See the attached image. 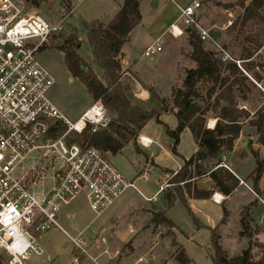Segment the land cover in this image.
I'll list each match as a JSON object with an SVG mask.
<instances>
[{
  "label": "rangeland",
  "instance_id": "374dc122",
  "mask_svg": "<svg viewBox=\"0 0 264 264\" xmlns=\"http://www.w3.org/2000/svg\"><path fill=\"white\" fill-rule=\"evenodd\" d=\"M76 1L77 0H46L42 1L39 6H34L48 20L55 21L65 17V29L63 33L69 34L76 31L81 38L77 45V51L84 59L82 66H85V68L83 70H94L97 76L104 81L103 72L95 63L92 48L87 42V29L90 28L91 22L97 19V21L103 23L110 21L124 0H84L78 7L73 9L77 4ZM176 1L184 4L192 0ZM239 1L240 0H235L231 2L238 3ZM250 1L251 0H246V4ZM146 2L142 1L141 5L143 15L142 21L134 29L132 39L127 44L128 52L131 58L136 60L139 71L134 72L131 70V67L124 69V72L128 73L123 75V83L129 87L132 93L131 98L135 103L146 109L160 107L162 108L159 110L160 113H168L170 109H173L172 88L182 86L187 67L193 64L195 66L196 63L190 57L192 46L190 45L189 48L186 41L185 44L183 43L180 45L170 44L167 46V49L165 48L163 52L156 56H144V49L150 42L148 33L151 31L154 24H157L156 22L160 20V14L170 19L178 13L176 5L169 0H150ZM212 7L214 8V13L212 12L213 18L211 19L212 25L221 24V26H224L223 24L227 23L229 20H232L234 23L244 12V9L240 5L231 9L233 12L232 16H229L228 12L216 3H212ZM85 22L89 24L88 28ZM165 25L166 23L164 22L162 26ZM203 26L205 27V25ZM231 26L225 30L222 28H212L210 30L211 38L205 41V47L215 51L218 55H220L219 47H223L233 58L245 59V57L248 56L253 57V60L245 62L243 66L245 69L252 67L248 71L252 77H254L255 73L263 77L264 21H250L243 26V28L240 27V23H238L236 29H230ZM52 42L53 40H51V44ZM39 58L56 77V83L49 91L50 99L69 118L72 120L78 119L81 113L93 102V98L87 87L67 69L64 53L56 46L50 45V47L44 48L39 54ZM247 63H249L250 66L246 65ZM156 66L158 67L155 68ZM159 67H163L160 73L157 72ZM259 82L264 86L263 79ZM132 83L137 89L143 87L149 88L150 100L148 104H142L136 99ZM138 85L141 87L138 88ZM248 86L250 88V92L247 94L248 98L246 100L240 99V93L237 92L238 101L242 108L254 113L257 108L264 104V91L250 78ZM201 89L203 93H206L205 85H201ZM199 103L205 106V102L199 101ZM243 103H245L246 107H243ZM164 108H167V110H164ZM107 110L109 116L114 119L115 115L108 108ZM213 121L215 122L213 124L215 126L217 119L214 113L210 112L207 119L208 128L213 126L211 124ZM167 122L171 125H175V115H170L167 118ZM172 128H175V126ZM144 132L158 138L161 144L166 148H168L167 143L172 141V138L166 133V126L157 123L155 120H151L147 123ZM138 136L139 133L134 135L140 149ZM73 138H75V136H73ZM257 138L258 136L255 133V129L247 123L243 129L242 139L250 141L249 146L252 147V144L257 142ZM193 142L194 138L191 134L190 136L184 134L182 150L190 152L193 148ZM256 144L258 145V143ZM260 146L263 148L262 145ZM154 147H156V145H153L151 148L142 149L145 153L150 155ZM242 149L243 146L239 143L237 155L244 157V154L240 153ZM105 154L125 177L136 178V176H139L137 173H145L147 171L149 180H145L144 178L132 180L135 182L136 187L128 188L114 206L99 216L96 215V212L90 207L85 192L79 194L67 205L69 209L73 208V210L71 209L70 212H67V221L62 219V211L64 209L62 208L59 221L65 231L73 237H77L80 232H83L82 237L86 238L88 241L87 250L89 256L82 258L79 264H97L93 259L97 254L102 255L101 257L97 256L98 262L105 264V259L110 256V254H113L116 249L123 252L126 251V256H116L112 259L110 264H179L175 260L174 255L171 256V251L174 250L175 254V249L177 248V246L174 245V240L176 238L173 236L172 227L163 222H161V224L156 223V221L153 220L154 212L150 213V211L153 210V204L162 206L165 201L164 194H160L155 202L148 201L144 198V196L152 197L158 188L154 163L149 162L145 154L136 149L133 142L126 143L122 152L115 155V157H112V154L109 152ZM41 155V152H36L34 157L37 159ZM233 161L236 162L239 168L238 170L243 176L251 170L252 165L250 162L239 163L240 158L234 156ZM164 162V164L168 166H175L172 159L168 158ZM49 163L50 161L46 160L40 166L46 168ZM56 165L58 164L56 163ZM52 174L53 170L51 168L46 169L43 173L44 178L37 187V190H48L52 187ZM251 180H253V178ZM251 180H248V182H250V185L254 188V184ZM261 197L262 196L257 195L258 202ZM254 199V195L250 193L245 186L239 187L232 199L227 203L228 209L231 210L232 221L230 224H227V226L225 225L226 227L218 225L219 220L224 215L223 206L212 203L211 207L205 209V211L201 210L198 213L202 221L213 226H219L218 230L221 245L231 256L240 254L249 245L248 238L246 243L243 237L237 234L238 223L235 218H238L240 207L244 204H248ZM262 208V203L254 208L255 218L251 224L253 228L256 226L262 227V231L255 234L252 241V252L256 257H260L264 250V213L262 212ZM172 217L183 229V231L175 229L177 242L186 249L189 257L192 259L191 264H214L212 259V247L210 244L211 230L207 227L198 229L195 226L193 218L181 202L176 204L172 211ZM206 218H208V220ZM67 233L59 230V233L53 238L52 244L59 250L58 255L54 256V260H47V255L41 256L40 258L33 256L30 260L26 261L25 264H72L74 258V245ZM103 238L106 242H103ZM97 242L103 243L101 250L95 248L94 243ZM132 243H134V250H132ZM106 248L108 251L103 253V250ZM140 257L141 261L139 260Z\"/></svg>",
  "mask_w": 264,
  "mask_h": 264
},
{
  "label": "built area",
  "instance_id": "2783aa9c",
  "mask_svg": "<svg viewBox=\"0 0 264 264\" xmlns=\"http://www.w3.org/2000/svg\"><path fill=\"white\" fill-rule=\"evenodd\" d=\"M83 1L77 0L73 9ZM169 1L180 13L165 36L180 38L187 34L188 27L195 26L203 40L211 38L210 30L199 22L202 0L187 5ZM65 21V17L48 20L30 0H0V264H25L33 256L47 255L38 237L53 228L67 233L59 213L79 194L86 193L90 207L99 216L128 188L136 187L100 149L72 140L88 128L95 132L109 127L112 118L104 104L94 101L72 120L49 97L56 77L39 54L53 36L64 31ZM232 24L229 20L222 28ZM163 51V39L159 37L143 54L153 57ZM219 53L251 77L243 64L253 57L233 58L223 47H219ZM252 80L264 91L259 81ZM138 141L147 148L154 144L153 139L143 136ZM36 152L42 153L37 159ZM46 160L49 165L40 166ZM48 168L53 170L52 187L37 190ZM170 186L171 182L163 183L153 197L144 198L155 201ZM212 198L216 203L224 200L218 193ZM82 234H68L75 249L72 264L89 256L88 241Z\"/></svg>",
  "mask_w": 264,
  "mask_h": 264
},
{
  "label": "trees",
  "instance_id": "16d2710c",
  "mask_svg": "<svg viewBox=\"0 0 264 264\" xmlns=\"http://www.w3.org/2000/svg\"><path fill=\"white\" fill-rule=\"evenodd\" d=\"M31 1L33 5L39 6L46 0ZM238 5L244 9V12L234 21L230 29H236L238 23L243 28L250 21H264V0H251L248 4L246 0H240L238 3H225L222 6L234 9ZM141 21L140 1L124 0L119 12L108 23L91 22L90 28L87 29V42L92 48L95 63L103 72L104 81L94 70L82 69L84 59L77 51L81 38L76 31L69 34L61 32L51 38L53 42L51 44L50 40L47 47L51 45L60 49L64 53L67 69L72 75L85 84L94 101L102 102L115 115L108 128L95 132L88 128L72 140L81 146H95L102 152H109L112 155L119 154L129 142H133L136 149L140 151L134 135L138 134L148 121L155 119L157 123L166 126L167 135L174 140L172 151L178 155L177 146L180 143L181 134L185 129H190L198 144V150L184 161L181 169L170 179L173 184L172 189L177 192V197L191 214L196 226L211 230L210 244L214 264H264V250L260 257H256L252 252L253 238L255 234L262 231V227L251 226L257 201L250 203L242 213L240 234L248 238L249 245L240 254L231 256L221 245L218 226L210 227L201 223L184 194V189L191 191L193 178L207 174L211 176L216 189L225 195L232 194L240 184V179L227 168L220 166L222 156L225 152L234 150L236 141L247 123L255 129L258 136L257 143L264 147V104L254 113L239 106L237 92L240 93V99L248 98L249 77L235 62L223 60L215 51L207 49L205 40L201 38L195 26L188 27V39L192 46L190 57L196 62V67L186 69L182 86L172 90V110L177 118V126L174 129L170 128L160 119L158 110L146 109L135 103L131 98L132 93L129 87L122 81L123 47L129 40L130 33ZM246 65L250 66L249 63ZM251 68L248 67L246 71L248 72ZM253 78L257 81L263 79L258 73H255ZM201 85L206 86V93H203ZM199 101L205 102V106ZM210 112H213L217 119L214 128L207 127ZM252 153L256 158V167L250 177L253 178L254 190L259 193L257 185L264 175V158H261L259 151L254 148ZM173 190H170V195L167 197L169 205H172L176 198ZM195 190L197 198L211 196L210 191ZM228 215L229 211L224 207L222 222L226 221ZM153 220L158 224L163 222L168 226H175L174 222L161 211L154 213ZM174 245L177 246L175 260L179 264H191L192 260L185 248L178 245L176 241Z\"/></svg>",
  "mask_w": 264,
  "mask_h": 264
},
{
  "label": "crops",
  "instance_id": "0c3cea01",
  "mask_svg": "<svg viewBox=\"0 0 264 264\" xmlns=\"http://www.w3.org/2000/svg\"><path fill=\"white\" fill-rule=\"evenodd\" d=\"M140 1V10H141V5H142V1L146 2V1H150V0H139ZM194 0L192 1H189V2H186L184 4H181L179 3L180 5H187L191 2H193ZM231 1H235V0H206V1H202V7L200 8L199 10V22L201 24V26L204 28V29H209L211 30L212 28H222L223 26H221V24H216V25H212L211 24V19L213 18V15H212V12L214 13V8L212 7V3H216L219 5V3H221L220 7H223L225 11L228 12V15L232 16L233 15V12L231 11V9H228V8H225L224 6H222L223 4L225 3H233ZM124 3V2H123ZM122 4H120L119 6V9L117 10V12L114 13V16L119 12V10L121 9L122 7ZM147 3V2H146ZM177 7V6H176ZM216 7V6H215ZM178 8V7H177ZM141 13H142V10H141ZM179 9H178V13L176 16H173L172 18L170 19H167L164 17V15H161L160 14V20L158 22H156L157 24H154L153 28L151 29V31L148 33V36H149V43L147 44L150 45L152 44L153 42L156 41L157 38L161 37L163 39V45H164V50L165 48L167 49L168 45H175V44H185V41H186V44L187 46L190 48V41L188 39V34L180 37V38H176V39H172L168 36H165V32L168 31L170 25L175 22L178 17H179ZM113 16V17H114ZM112 17V18H113ZM142 18H143V15H142ZM98 20V19H97ZM95 20V21H97ZM93 22V21H92ZM109 22V21H108ZM108 22H105V23H108ZM164 22L166 23L165 26H162L164 25ZM205 25V27L203 25ZM225 24V23H224ZM223 24V25H224ZM223 29V28H222ZM225 30V29H223ZM133 32L134 30L130 33V38L129 40L125 43L124 47H123V57H122V66H123V74H122V81L124 80V74H127L128 72H124V69H126L127 67H131V70L134 71V72H137L139 71L138 69V65H137V62L136 60H133L128 52V49H127V44L131 41L132 39V35H133ZM146 46V47H147ZM145 47V48H146ZM145 50V49H144ZM144 53V52H143ZM244 59V58H242ZM249 62V61H247ZM196 63V62H195ZM158 66H156L155 68H157ZM196 67V64L194 66V64L192 66H188L187 69H191V68H195ZM163 67H159L157 72L160 73V70L162 69ZM251 80L252 78L250 76H248ZM263 80H264V76H263ZM253 81V80H252ZM254 82V81H253ZM141 87L140 85H138V88ZM132 88H133V91H134V95L136 97V99L142 103V104H148L149 103V96H150V90L149 88H139L137 89V87L134 86V84L132 83ZM175 88V87H174ZM172 88V89H174ZM172 92V90H171ZM94 102V100H92ZM92 102V103H93ZM243 107H246L245 106V103H243ZM240 106V105H239ZM241 107V106H240ZM89 108V107H87ZM86 108V109H87ZM85 109V110H86ZM148 109V108H147ZM149 109H157L158 111L162 108L160 107H151ZM84 110V111H85ZM83 111V112H84ZM82 112V113H83ZM81 113V114H82ZM170 115H175V112L170 109L169 112H161L160 113V119L166 124L168 125L170 128L174 127L176 128L177 126V118H176V123L175 125H171L167 122V118L170 116ZM176 117V116H175ZM151 120H155V119H151ZM150 120V121H151ZM149 123V121L147 122ZM215 122L213 121L211 124L213 125ZM147 125V124H146ZM145 125V126H146ZM145 126L142 128V130L139 132V136L138 137H148V138H151L154 140V144H152L150 147L148 148H151L153 145H156V147H154L151 152H150V155H148V153H145L144 150L142 148H147V147H143L139 141V146H140V151L142 153L145 154L146 158L149 159V162H152L154 163V170L156 172V176H157V183H158V188L157 190L155 191V193L152 195V197L157 193V191L159 190V187L161 184L163 183H166V182H170V179L176 174V172L179 170V166H182L184 161L186 159H189L192 155H194L197 150H198V144L192 134V132L190 131V129H185L182 134H181V140H180V143L179 145L177 146V152H178V155L177 154H174L173 151H172V147L174 145V140L171 139L172 141L167 143L168 144V148H166L165 146H163L161 144V142L159 141L158 138L156 137H153L149 134H147L146 132H144L145 130ZM212 128V127H211ZM174 129V128H172ZM184 134H188L190 136V134L193 136L194 138V142H193V148L190 152H185L184 150H182V144H183V141H184ZM243 134V132H242ZM242 134L240 136V138L237 140L236 144H235V147H234V150L232 152H225L222 156V164H220V166H223L225 168H227L229 171H231L238 179H240V184L238 185V187L232 192V194L230 195H225L224 193H222L221 191H219L218 189H216L214 187V181L212 180L211 176L209 174L207 175H203V176H200V177H197V178H193L191 180L192 182V185H191V191L188 192L186 189H184V194L186 195V199H187V202L188 204L190 205L193 213L195 214V216L198 218V220L203 223L204 225H207V226H210V227H216V226H213V225H210V224H207L206 222L202 221L200 219V217L198 216V213L202 210V211H205V209H208L209 207L212 206V203L216 204V205H221L223 206V209L224 207L229 211V215L227 216L226 218V221L225 222H222V219L224 217V215L221 217V219L219 220V226H227V224H230L231 221H232V214H231V210L228 209V206H227V203L232 199L234 193L237 191V189L241 186H245L248 191L250 193H252L255 197L254 200H252L251 202H249L248 204H244L242 207H240V211H239V215L237 216L238 218H235L237 223H238V227H237V234L238 235H241L240 232L242 230V224H241V219H242V213L244 211V209L252 202L254 201H257V206H259L262 202L259 198V202H258V199H257V195H260L262 196L261 198L264 200V175L263 177L261 178V180L259 181L258 185H257V189H258V192L257 193L254 188L250 185L251 183L248 182V180L250 181L252 179V177H250L251 173L254 171L255 167H256V158L254 156V154L252 153V148L249 146V143L250 141H247L246 139H242ZM253 138V137H251ZM139 140V138H138ZM243 140V141H242ZM239 143L242 144L243 146V149L242 151H240L241 154H244V157H241L239 155H237V150L239 148ZM257 142L253 143L252 144V147L256 150H258L259 148H262L260 146V144H256ZM258 148V149H257ZM122 152V151H121ZM120 152V153H121ZM259 154L261 155L262 158H264V147L262 149H259ZM233 156L234 157H239L240 158V161L239 163H242V162H250L252 167H251V170L246 174V175H242L240 173V171L238 170V166L236 165V162L233 161ZM112 157H115V155H112ZM172 159L175 163V166H168L167 164H164L165 160L166 159ZM144 168V167H143ZM139 176H136L135 177H126L128 180L132 181V180H137V179H142L144 178L145 180H149V176L147 174V171L145 173H137ZM248 177V178H247ZM253 182V180H251ZM183 185V184H182ZM173 187V184L172 186H170L169 188H167L166 192L163 193L164 194V202L162 204V206H159V205H156V204H153V210L150 211V213L152 212H158V211H161V212H164L165 215L171 219L173 222H174V227H172V233H173V236H175V240L177 242V234H176V230L175 229H179L181 231H183V229L181 228V226H179L177 224V222L174 220V218L172 217V211L174 210L176 204L178 202H181V200L177 197V192L174 191L172 189ZM252 190H251V189ZM195 189L199 190V191H210L211 192V196L209 198H197L195 196ZM170 190H173V195L176 197L174 199V202L172 205H169L168 201H167V197L170 195ZM254 191V192H253ZM215 193H218V194H221L224 198L223 202L222 203H216L214 202L213 200V195ZM160 196V195H159ZM158 196V197H159ZM156 201V200H155ZM155 201H152V202H155ZM182 203V202H181ZM183 204V203H182ZM263 204V203H262ZM184 205V204H183ZM185 206V205H184ZM63 211H62V219L64 221H67V212H70L71 209L73 210V208L69 209L68 206L66 205V207H63ZM186 208V207H185ZM187 209V208H186ZM188 211V210H187ZM262 212L264 213V204H263V208H262ZM189 213V211H188ZM255 211L253 210V219L255 218L254 217V214ZM190 214V213H189ZM191 215V214H190ZM264 216V215H263ZM192 217V216H191ZM59 219H60V213H59ZM208 220V218H206ZM194 220V219H193ZM195 223V221H194ZM195 226H196V223H195ZM219 226H218V229H219ZM225 226V227H226ZM197 227V226H196ZM198 228V227H197ZM200 229V228H198ZM59 230L60 229H51L49 230L48 232L40 235L38 237V241L39 243L42 245V247H44V249L46 250L47 252V257H51L52 260L55 259V255H58L59 253V250H57V247H54L52 242H53V238L57 235V233H59ZM219 231V230H218ZM243 237L244 241H246L247 243V237L245 236H241ZM132 239V238H131ZM103 242H106V240L103 238ZM178 243V242H177ZM249 243V241H248ZM102 244L103 243H94V246L97 250H101L102 249ZM179 245V243H178ZM132 250L135 249L134 247V243H132ZM182 246V245H181ZM175 247V246H174ZM183 247V246H182ZM224 248V247H223ZM225 249V248H224ZM186 250V249H185ZM107 248L103 250V253L104 252H107ZM187 252V251H186ZM75 253V249H74V246H73V254ZM126 251L123 252L119 249H116L115 252L113 254H110V256H108L106 259H105V264H110L112 262V259H114L116 256H119L121 255V257H124L126 256ZM188 254V253H187ZM174 255V250L171 251V256ZM37 256V255H36ZM97 256L101 257L102 255L101 254H97ZM97 256L94 257L96 260H97ZM189 256V255H188ZM38 258H40L41 256H37ZM84 257H87V256H83L82 258ZM142 257V256H141ZM141 257L139 258V260L141 259ZM30 260V259H28ZM27 260V261H28ZM48 260V259H47ZM162 260H165V259H162ZM192 260V259H191ZM141 261V260H140ZM98 262V260H97ZM120 262V260H119ZM99 263V262H98ZM101 264V263H99Z\"/></svg>",
  "mask_w": 264,
  "mask_h": 264
},
{
  "label": "water",
  "instance_id": "95a60500",
  "mask_svg": "<svg viewBox=\"0 0 264 264\" xmlns=\"http://www.w3.org/2000/svg\"><path fill=\"white\" fill-rule=\"evenodd\" d=\"M85 24H86V27L88 28L89 24L87 22H85ZM84 68H85V66H82V69H84Z\"/></svg>",
  "mask_w": 264,
  "mask_h": 264
},
{
  "label": "bare ground",
  "instance_id": "6f19581e",
  "mask_svg": "<svg viewBox=\"0 0 264 264\" xmlns=\"http://www.w3.org/2000/svg\"><path fill=\"white\" fill-rule=\"evenodd\" d=\"M218 197H220V199H223V196L221 194H218Z\"/></svg>",
  "mask_w": 264,
  "mask_h": 264
}]
</instances>
